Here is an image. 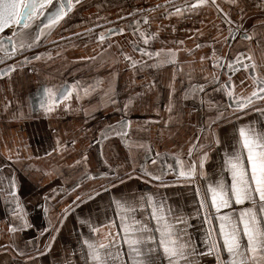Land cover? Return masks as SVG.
I'll use <instances>...</instances> for the list:
<instances>
[{
    "label": "crops",
    "instance_id": "0c3cea01",
    "mask_svg": "<svg viewBox=\"0 0 264 264\" xmlns=\"http://www.w3.org/2000/svg\"><path fill=\"white\" fill-rule=\"evenodd\" d=\"M141 1L130 2L128 7L129 2L112 5L106 0H88L61 22L52 32H55L52 38L50 34L37 49L8 63L16 64V71L0 78V189L8 188V177L15 178L17 199L33 227L10 232L9 226L14 222L18 226L20 221L13 214L14 203L4 202L11 201V197L0 190V264H86L81 240L90 233L80 226L78 218L91 213L93 220L99 216L103 222L105 209L111 217L112 209L107 207L111 193L131 200L152 192L186 218L194 212L190 185L177 182L169 172L164 177L169 186L159 187V181L147 183L148 178L142 176L140 170L145 165L150 170L166 169L168 164L175 167V155L186 153L190 144L201 135V128L206 129L213 115L208 102L222 108L229 102L211 83L213 73L219 74L223 83L227 79L224 70L214 68L211 59L201 61L202 56L211 57L213 49L220 57L243 51L256 65L255 74H264V24L261 23L264 0H238L239 7L230 6L227 0H217L237 22L233 27L238 26L243 17L240 31L232 32L236 39L228 42L223 41V36L228 35L229 25L223 14L212 6L191 11L185 5L195 0H170V3L151 0L148 4ZM174 6L181 7L182 14L176 15ZM143 16H148L150 23L144 24L141 20V29L156 33L157 38L148 45L140 42V46L153 52L171 49L175 52L174 63L153 66L158 57L150 59L133 50L132 42L137 36L131 22ZM119 27L126 30L123 34H112L111 47L107 42L102 45L97 42L96 37L101 31ZM246 32L252 34L251 40L243 38ZM197 44L202 47L197 48ZM124 54L140 63L133 67L124 59ZM36 56L40 59H35ZM25 57L29 58L26 63ZM8 64L0 66V72ZM252 74L251 69H240L232 75L236 94L248 96L251 93L253 84L249 77ZM74 83L78 84V92L74 91L54 113L45 114L40 109L45 87ZM109 84L114 89L111 95L117 101L115 104L105 95ZM197 84H205V92L197 91L193 95L190 89ZM85 89L89 91L85 93ZM124 104H128V108L120 110ZM256 106L264 107V101H257ZM21 111L23 117L17 118ZM225 116L229 119L214 126L222 144L209 153L205 164L209 177L220 167L222 149L234 141L241 123L256 122L257 127L264 128V117L251 110L240 121L232 118L229 112H225ZM128 121L131 124L126 129L127 138L109 135L104 139L100 136L102 129L110 125L119 127L118 122ZM73 140L75 144H72ZM156 152L161 154L159 163L152 165L151 159L155 158ZM198 155L194 150L193 158ZM82 156H87V160H81ZM85 172L96 178L81 179ZM109 181H114L116 187L111 188ZM200 182L203 185L204 181ZM77 183L79 187H75ZM101 185L109 187L110 192H102L87 203L77 202L78 206H73V211L59 226L50 249L44 252L52 235L51 227L57 226L64 207L72 204L76 195L86 198L99 191ZM53 189H57L59 195L45 201L44 197ZM249 206L248 202L234 205L237 208ZM142 218L138 212L137 219ZM188 222L195 225L187 228V232L197 250L204 248V229L200 221L189 219ZM149 226L155 227V222ZM118 230L112 229L114 233ZM103 231L108 232V229ZM37 247L43 255L36 254ZM17 248L34 258L18 255ZM123 251H127L126 246ZM224 258H227L226 253ZM123 259L127 260V256ZM195 260L196 264H216L214 255L196 257Z\"/></svg>",
    "mask_w": 264,
    "mask_h": 264
},
{
    "label": "snow or ice",
    "instance_id": "6c2138e0",
    "mask_svg": "<svg viewBox=\"0 0 264 264\" xmlns=\"http://www.w3.org/2000/svg\"><path fill=\"white\" fill-rule=\"evenodd\" d=\"M166 2L170 3V0ZM227 3L230 6L239 7L238 0H227ZM80 4L81 0H0V34H5L6 30L11 32V35L5 34L7 43L0 40V52H3L8 59H12L18 51L25 48L30 49L32 45L38 44L43 37L60 26L61 22L73 12L74 7ZM207 6H212L222 13L229 25L228 35L223 36V41L235 40L236 37L232 36V32L240 31L242 16L238 26L233 27L237 22L232 20L231 13L225 12L217 0H195L194 3L185 5L191 11ZM157 7L163 6L158 5ZM174 7L176 15L182 14L181 7ZM240 11L242 13L243 8ZM141 20L144 24L150 23L148 16L131 22L134 25L133 33L137 36V40L132 42L133 50L150 59L158 57L159 59L155 60L153 66L174 63L175 52L173 50L153 52L140 46V42L148 45L151 40L157 38L156 33L141 29ZM37 21L42 27L38 25V31L33 34L30 30ZM261 23L264 24V20ZM125 30V27H119L101 31L96 37L97 42L101 45L107 42L111 47L112 34H123ZM220 34L222 35V32ZM243 38L251 40L252 34L246 32ZM177 43L182 44L183 41ZM196 47L200 48L202 45L197 44ZM28 59L25 57L24 62L26 63ZM35 59L39 60L40 57L36 56ZM87 59L94 58L88 57ZM124 59L133 67L140 63L127 54H124ZM205 59H211L214 68L224 70L223 74L227 76V79L221 83L219 74L213 73L211 83L217 86L216 90L223 92L229 102L223 108L212 101L208 102L213 115L206 129L201 128V135L195 138L186 153L180 152L175 155V167L168 164L166 169L158 167L150 170L145 165L140 170L142 176L148 178L147 183L159 181V187L169 186L164 182V177L169 172L175 176L177 182L190 185L195 203L194 212L186 218L182 212H175L162 198H158L152 192H145L131 200L123 195L111 193L107 206L112 209L111 217L105 209L103 222L99 220V216L93 220L91 213L78 218L80 226L86 227L90 233V236L81 240V250L85 255L86 264H164V262L166 264H196V257L206 255H214L216 264H264V128L257 127L256 122L241 123L236 129L234 141L229 144L228 148L222 149L220 167L211 177L205 171L209 153L214 147L219 148L222 144L214 126L221 120L229 119V116H225V112H229L230 116L237 121L242 120L249 110L264 117V107L256 106L257 101H264V74H255L256 65L243 51H237L234 56L220 57L213 49L211 57H201V61ZM4 62V59H0V63ZM240 69H251L253 73L249 77L252 80L253 90L248 96L238 95L234 91L232 75ZM14 71H16V64H8L6 69L0 72V78L9 76ZM205 80L207 81L208 78L205 77ZM74 91L78 92L76 83L71 86L45 87L44 97L39 102L40 109L45 114L54 113L62 102L72 97ZM84 91L87 93L89 89ZM113 91L114 89L109 84L105 95L111 103L115 104L117 101L111 95ZM190 91L193 95L197 91L204 93L205 84H197ZM64 106L68 108V105ZM127 108L128 104H124L123 109L120 110ZM23 115L21 111L17 118H22ZM118 123L119 127L110 125L102 129L100 136L104 139H107L109 135L127 138L126 129L130 127L131 121ZM72 144H75L74 140ZM59 146V141H57V147ZM137 146L144 147V145ZM148 150L151 151L150 148ZM194 150L199 153L195 159L193 158ZM160 156L161 154L156 152L155 158L151 159V164L158 165ZM81 160L86 161L87 156H82ZM85 178L95 179L96 177L85 172L81 179ZM7 179L8 188L0 190H4L11 197V201L5 200L4 202L14 203L13 214L16 220L20 221L18 226L15 222L11 224L9 230L15 233L30 229L33 225L25 218L24 209L17 199L18 189L15 178L8 177ZM201 180L204 181L203 185H201ZM109 183L111 188L116 187L114 181H109ZM120 183H123V180H120ZM79 186V183L75 185V187ZM102 192L109 193L110 188L101 185L99 191L88 194L86 198L78 194L72 204L64 207L57 226L51 227L52 235H50L44 252L50 249L51 241L56 238L55 233L59 231L63 220L73 211V206H78L77 202L92 201ZM55 195H59L57 189L51 190L44 199L49 201L54 199ZM245 202L251 206L234 207V205H244ZM44 211L47 213V206ZM138 212L142 214V219H137ZM189 219L200 221L204 229V248L202 249L197 250L191 234L187 232V228L195 227L189 224ZM151 222H155V227L149 226ZM105 228L108 232L103 231ZM114 228L119 230L114 233L112 231ZM81 235L83 236V233ZM97 236L100 239H97ZM124 246L127 247L126 252L123 251ZM16 251L18 255L25 256L27 259L34 258L22 249L17 248ZM35 251L38 256L44 254L38 247ZM225 253L226 259L224 258ZM125 255L127 260L123 259Z\"/></svg>",
    "mask_w": 264,
    "mask_h": 264
},
{
    "label": "water",
    "instance_id": "95a60500",
    "mask_svg": "<svg viewBox=\"0 0 264 264\" xmlns=\"http://www.w3.org/2000/svg\"><path fill=\"white\" fill-rule=\"evenodd\" d=\"M83 1H85V0H81V2H83ZM38 25L40 26V27H42V25H40L39 24V21H37L36 23H34L33 24V26H32V28H31V32L34 34L36 31H38ZM47 31V30H46ZM53 32V31H52ZM52 32H50V33H48L45 37H43L42 39H41V41L38 43V44H35V45H32V47L29 49V48H25V49H23L22 51H18V52H20V53H24V52H28V51H30V50H35V49H37L43 42H44V40H45V38H47L50 34H52ZM6 35H11V32L10 31H8V30H6V33H5ZM5 34H0V40H4L5 41V43H7V41L5 40ZM0 53H2V54H4L3 52H0Z\"/></svg>",
    "mask_w": 264,
    "mask_h": 264
},
{
    "label": "rangeland",
    "instance_id": "374dc122",
    "mask_svg": "<svg viewBox=\"0 0 264 264\" xmlns=\"http://www.w3.org/2000/svg\"><path fill=\"white\" fill-rule=\"evenodd\" d=\"M108 3H112V5H120V4H124L123 2H129L127 5H128V7L130 6V4L132 3V4H135V3H139V1L140 0H106ZM149 1H151V0H146V1H141V3L142 2H145V3H149ZM190 1H192V0H190ZM131 2V3H130ZM184 3H185V1H184ZM135 6H137V5H135ZM175 8V7H174ZM173 9V8H172ZM55 33V32H54ZM54 33L52 34V36H51V38L54 36Z\"/></svg>",
    "mask_w": 264,
    "mask_h": 264
},
{
    "label": "flooded vegetation",
    "instance_id": "af4514ba",
    "mask_svg": "<svg viewBox=\"0 0 264 264\" xmlns=\"http://www.w3.org/2000/svg\"><path fill=\"white\" fill-rule=\"evenodd\" d=\"M86 1H88V0H85V1L81 2V4L85 3ZM81 4H80V5H81ZM78 6H79V5L75 6L74 9L77 8ZM24 53H25V52H24ZM24 53L17 52V54H16L12 59H8L7 57H5L4 54L0 53V59H4V61H5L4 63H0V66H3V65L8 64V63L11 62L13 59L20 57V56L23 55Z\"/></svg>",
    "mask_w": 264,
    "mask_h": 264
}]
</instances>
